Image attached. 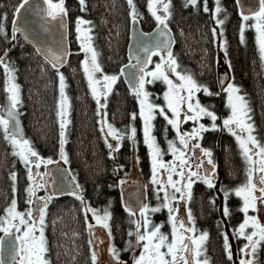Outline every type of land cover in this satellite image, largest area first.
<instances>
[{
	"label": "snow or ice",
	"instance_id": "snow-or-ice-1",
	"mask_svg": "<svg viewBox=\"0 0 264 264\" xmlns=\"http://www.w3.org/2000/svg\"><path fill=\"white\" fill-rule=\"evenodd\" d=\"M126 2L127 15L136 38V47L129 48L126 64L121 63L119 70L111 73L104 70L93 43L92 22L81 16L75 18V40L79 45L75 51L83 53L79 60V70L91 98L95 101L97 123L108 149L106 154L114 161L113 170L119 172L124 168L123 164L115 161L125 139L133 152H138V145L142 142L150 165L149 179L156 202H149L146 191L148 185H144L145 191L137 197L135 203L124 200L122 196L121 202L124 211L128 213L130 226L126 230L127 238L123 240V247H118L113 242L110 200L102 212L92 207L84 196L83 186L77 176L70 168L56 163L59 160L64 165L69 164L66 126L70 124V98L66 92V76L61 71V66L67 63L69 55L74 51L66 42L67 9L64 0H43L42 4L36 6L29 5L28 0H20L14 6L10 32L6 26L7 13L0 15V37L6 42V46L0 49V67L4 71L3 90L6 94V103L0 105V133L10 146V154L24 167L26 184L23 191L27 206L23 210L17 207V171L13 166L9 172L12 196L0 213V264H51L46 217L50 211L49 205L57 203L55 198L63 195L78 201L80 210L84 213V224L89 233L91 264H128L122 257V252L131 253V264H210L205 251V241L209 233L206 229H197L190 207L197 182L209 189L218 188L222 192L223 201L219 206L213 196L208 197L213 207L221 210L224 218L221 224L231 220L229 196L239 198L237 208L242 213V219L232 226L231 231V239L241 241L235 257L229 233L218 225L223 253L228 261L232 264L236 261L239 264H264L261 259L264 253V217L256 214L264 207V139L258 136L256 126L251 120V107L246 94L241 91L242 86L234 82V77L229 78L225 74L217 80L218 90L213 89L209 84L197 80L194 73L180 65L173 51L175 38L169 26L172 15L171 0H146L147 11L155 21L151 32L137 29L143 14L137 10L134 0ZM25 5L32 8L40 32H50L53 22L59 24L61 38L55 47L39 40L30 22L25 21L22 24L19 21L17 13ZM183 6L198 9L201 4L198 0H185ZM236 6L240 10L239 41L241 44L245 43L246 29L254 31L260 68L264 71V0H256L255 5L247 9L241 0H236ZM79 7L81 11H86V0H79ZM202 9L206 13L210 12V19L214 21L210 28L212 43L224 50L225 61L231 69L224 29L227 9L220 0H215L211 9L208 0H202ZM18 33L32 43L34 53L50 65L58 78L56 115L59 132L53 153L56 160L53 155H42L23 131L19 112L23 103L21 85L16 81V68L7 55L8 45L18 40ZM153 56L158 59L153 60ZM121 78L127 84L129 93L134 95L137 110L130 112L128 123L118 128L107 119V104L114 85ZM156 82L164 86L162 91L156 92L147 87ZM198 93L206 97L223 94L225 112L218 113L214 104L211 101H201ZM160 97L162 102H158ZM137 116L141 122L139 138L137 126L133 123ZM158 116L163 118V145L155 134L154 121ZM205 118L207 122H204ZM185 124L188 126L184 127ZM169 131L173 133L171 138L168 136ZM207 131L227 132L234 138L243 161L244 179L241 182L233 186L217 185V163L213 158V150L201 143ZM165 155H169L170 159L165 160ZM134 159L138 163L140 158L136 155ZM124 184L125 179L121 177L116 184L109 187ZM180 209L186 213V217L178 214ZM165 210L170 231L162 230L165 221L156 222L152 219L153 213ZM88 213H91L94 224L90 222ZM96 225L105 231V237L95 235ZM104 240L107 241L105 250L108 259L101 261L99 246ZM72 258L75 259V256Z\"/></svg>",
	"mask_w": 264,
	"mask_h": 264
},
{
	"label": "trees",
	"instance_id": "trees-1",
	"mask_svg": "<svg viewBox=\"0 0 264 264\" xmlns=\"http://www.w3.org/2000/svg\"><path fill=\"white\" fill-rule=\"evenodd\" d=\"M220 2L227 9L224 29L227 56L231 62V69L228 67L229 78L234 77V82L242 86L241 91L246 94L251 107L250 115L256 126V132L263 134L264 71L260 68L253 36L254 31L246 29L245 43L241 44L238 34L240 16L235 0H220ZM19 3L20 0H0V15L7 13L6 26L9 32L14 6ZM134 3L137 10L143 14L139 20L141 29L146 32L150 31L155 26V21L147 11L146 0H134ZM184 3L185 0H171L172 15L169 19V26L175 38L174 54L177 55L180 65L194 73L197 80L218 90L217 49L212 43L210 31L213 21L210 19L209 13L203 11L202 0H198V3L201 4L198 9H193L191 6L184 7ZM64 5L67 9L65 19L68 23V44L74 50L69 55L65 66H61V71L64 72L68 83L66 91L70 98V124L67 128L68 143L66 144V150L69 154V168L83 186L84 196L92 207L102 212L110 200L109 210L112 212L110 223L113 242L120 247L124 240L123 234H126V227L128 226L126 225L128 214L123 212L124 208L121 202L123 185L114 187H109V185L116 184L121 177L128 181L126 174L131 165L129 161L130 150L127 147L128 141L124 140L115 161L123 164L124 168L115 172L113 170L114 161L107 156L108 149L101 137L94 100L91 98L82 72L79 70V60L82 55L75 51L79 46L74 41L73 28L77 16L91 21L93 43L99 53V60L104 70L106 72L118 71L120 64L128 61L126 53L130 24L127 15L128 6L126 0H86V11H81L79 0H64ZM5 46L6 42L3 37H0V49ZM8 46L7 55L16 68V81L21 85L23 103L19 111L24 122L26 136L34 142L42 155H53L59 132L56 115L58 78L50 65L36 55L34 48L24 43L20 36H18L17 41L11 42ZM155 57L153 56V59ZM3 82L4 71L0 67V102L6 95L3 90ZM147 87L156 92L163 90V85L160 82ZM197 95L201 101H211L218 113L225 112L223 94L211 97H206L202 93ZM158 102H162L161 97L158 98ZM133 110H137L134 95L129 93L127 85L121 78L114 85V91L110 95L107 104V118L120 128L128 123L129 113ZM139 121L138 116L133 121L138 129V138L140 137ZM204 122L207 120L205 119ZM154 124L155 134L163 145V118L156 117ZM183 126L187 127L188 125ZM168 127L170 128V126ZM213 133L214 131H207L203 136L210 137L213 141L215 140ZM220 135L222 136L220 153L223 173L221 174L222 179L217 185L229 186L233 183L236 185L242 179V170L236 159L237 146L234 144L231 135L225 133ZM168 136L171 138L173 133L169 131ZM216 140L219 141V137ZM136 154L140 158V167L143 169L148 166L146 151L141 143L138 145ZM11 159L10 146L2 139L0 133V213L3 212L12 196L9 172L13 166L17 171V201L20 204L25 199L23 191L26 184L24 168L17 163L11 166ZM53 159L56 160L54 155ZM96 185L99 187L97 188ZM206 195L208 197L213 196L217 206L223 200V194L218 188L209 189L200 183L199 186H194V197L190 207L193 214L197 216V228L199 230L206 229L209 233L205 243V251L210 263L223 264L222 236L218 230V225L225 226L221 224L222 220L217 218L218 207H213L208 198L203 199V196ZM230 197L231 195L228 203L234 212L232 218L237 212L235 207L237 208L239 202ZM55 199L57 203L49 205L50 211L46 217L48 222L46 236L51 249V264H91L88 231L85 228L84 213L80 210L79 202L68 195ZM54 218L55 223L53 224ZM73 233H78V235L74 236ZM73 256L75 259L72 258ZM261 257L264 260V255Z\"/></svg>",
	"mask_w": 264,
	"mask_h": 264
},
{
	"label": "rangeland",
	"instance_id": "rangeland-1",
	"mask_svg": "<svg viewBox=\"0 0 264 264\" xmlns=\"http://www.w3.org/2000/svg\"><path fill=\"white\" fill-rule=\"evenodd\" d=\"M214 3H215V0H212L211 2H210V0L208 1V6H209V9H211L213 6H214ZM238 9V8H237ZM238 12H239V9H238ZM209 13V15H210V12H208ZM170 19V18H169ZM213 23H214V21H213ZM75 23H74V28H73V33H74V38H75ZM217 39H219V38H217ZM74 41H76V40H74ZM215 45V48L217 49V56H216V67L218 68V71H219V73H228L229 72V70H228V64L226 63V61H225V53H224V50H222V49H220L218 46H217V44H214ZM79 46V45H78ZM81 55L83 56V53H81ZM98 59H99V55H98ZM156 59H158V57L156 56L153 60H156ZM100 61V60H99ZM126 64V63H125ZM149 67H152V65H149ZM109 73H111V72H109ZM83 76V75H82ZM126 85V84H125ZM87 87V86H86ZM164 87V86H163ZM127 88H128V86H127ZM67 92V91H66ZM110 95H111V93H110ZM110 95H109V98H108V100L110 99ZM162 98V97H161ZM56 99H58V91H57V97H56ZM94 103H95V101H94ZM0 104H2V102H0ZM58 110V109H57ZM69 115H70V110H69ZM108 116V115H107ZM108 120H109V118H107ZM109 122H111L110 120H109ZM140 121H139V128H140ZM67 127V126H66ZM68 133V132H67ZM233 138V137H232ZM109 139H111V138H109ZM204 139V138H203ZM234 139V138H233ZM126 140V139H125ZM208 142V140H205L204 141V143H205V145L207 146V147H209V143H207ZM218 142V141H217ZM128 143V142H127ZM231 143V142H230ZM122 144H123V142H122ZM141 144H142V142H141ZM143 145V144H142ZM236 145V144H235ZM219 146H220V144H219ZM128 149L130 150V169L128 170V172H127V177H128V181H125V183L127 184V183H129V182H131L132 183V186L130 187V189L128 188V191H131L133 188H134V186H135V184H141V186H142V192H144L145 191V189H144V185H148V187H147V189H146V191H147V195H148V199H149V202L150 203H155L156 201H155V199L153 198V196H152V187H151V182H150V179H149V177H150V175H151V173H150V165H149V162H148V166H145L143 169L140 167V165H139V162L137 163L136 161H135V159H134V157L137 155L136 154V152H133V150H132V148L129 146V144H128ZM143 147H144V145H143ZM144 149H145V147H144ZM221 147H220V150H218V152L219 151H221ZM145 151H146V149H145ZM237 154L239 155V151H238V149H237ZM164 159L165 160H168V159H170V156L169 155H165V157H164ZM146 160H148L147 159V156H146ZM216 161V163H217V173H216V176L218 175L219 176V173L221 172V174L223 173V167H222V162H221V160H215ZM240 161H241V163H242V166H243V161H242V158L240 157ZM62 162V161H61ZM15 163H17V165H19V166H22L23 167V165L22 164H20L19 163V161H18V159H16L15 157H13L12 156V159H11V166H13V164H15ZM62 164H63V162H62ZM51 166V165H50ZM49 166V167H50ZM66 167H68V164L67 165H65ZM43 167V166H42ZM147 167V168H146ZM24 168V167H23ZM218 171H219V173H218ZM242 179H241V181L244 179V168H242ZM240 176V177H241ZM146 177V178H145ZM124 178V177H123ZM145 178V179H144ZM125 179V178H124ZM240 179V178H239ZM240 181V182H241ZM217 184H218V182H217ZM200 185V182H197V184L196 185H194V186H199ZM234 185V183L233 184H230L229 186H233ZM122 190V189H121ZM216 191V190H215ZM217 192V191H216ZM40 194H42V192L41 193H38V195H40ZM125 195H123V197H124ZM232 196V195H231ZM230 198H232V197H230ZM239 199V198H238ZM222 200V199H221ZM223 201V200H222ZM222 201L220 202V205L222 204ZM27 205L25 204V199H24V201L22 202V203H17V207H18V209H20V210H23L25 207H26ZM235 210H237V212H235V216L233 215V217L231 218V220L230 221H226L223 225L225 226L224 228H225V230L229 233V235H230V243H231V246H232V251H233V254H234V257H235V255H236V251H237V248H238V246L237 245H239L238 243H236L234 240L235 239H231V231H232V229H231V227L233 226V225H235L236 223H237V221H238V218L240 217V215H241V213L238 211V208H236L235 207ZM218 213H217V218H219V220L221 221V220H224V218L222 217V214H221V210L219 209V207H218ZM250 212H251V210H250ZM128 214V213H127ZM178 214H181V215H184L185 217H186V213L185 212H183V210L182 209H180V210H178ZM232 214H234V212H232ZM237 214V215H236ZM258 216H261V217H264V207H262L261 208V210L258 212V213H256ZM194 215V214H193ZM88 216H89V220H90V222H92L93 224H94V221H91V213H88ZM166 217H167V213H166V210L165 211H162V212H156V213H153L152 214V219L154 220V221H156V222H159V221H165V223L162 225V230L163 231H170V229H169V226L167 225V223H166ZM194 217H195V225H196V227H197V224L196 223H198L197 221V216L196 215H194ZM110 222H111V220H110ZM126 225H128L127 227H126V230H127V228L130 226L129 225V222H127V224ZM231 227H230V226ZM198 229V228H197ZM199 230V229H198ZM202 230H205V229H202ZM1 234V233H0ZM95 235L96 236H99V237H101V238H103V237H105L106 236V233H105V231L103 230V229H101L100 228V226L99 225H96L95 226ZM88 238H89V233H88ZM207 240V239H206ZM106 243H107V241L106 240H104V243L103 244H101L99 247H100V253H99V259L101 260V261H105V260H107L108 259V255H107V253H106V250H105V245H106ZM205 243H206V241H205ZM205 246H206V244H205ZM123 247V246H122ZM205 249H206V247H205ZM121 255H122V257L128 262V264H131V253L130 252H122L121 253ZM235 264H239V262L238 261H236L235 262Z\"/></svg>",
	"mask_w": 264,
	"mask_h": 264
},
{
	"label": "water",
	"instance_id": "water-1",
	"mask_svg": "<svg viewBox=\"0 0 264 264\" xmlns=\"http://www.w3.org/2000/svg\"><path fill=\"white\" fill-rule=\"evenodd\" d=\"M43 0H28V4L31 6H36L38 4H42ZM242 5L244 6L245 9H247L248 7L254 6L256 3V0H241ZM240 11V10H239ZM17 18L19 19V21L23 24L25 21L30 22V26L33 27L35 29V33L38 34V39L44 41L47 44H51L53 47L56 46V44L59 43L60 38H61V29L59 28V24L57 22H53L52 27H51V31L48 33H43L39 31V25H38V21L37 18L33 15L32 12V8L29 7L28 5L22 6L21 10L19 13H17ZM137 29L140 30L139 25H137ZM130 36H129V44L127 47V52L129 54V48L132 47L133 49H135L136 47V38L133 35V27H132V23L130 24ZM141 31V30H140ZM152 31V30H151ZM150 31V32H151ZM18 35L20 37H22V39L29 45L33 46L32 43H30L29 41H26L22 35H20L18 33ZM67 42V41H66ZM135 61H133L134 63ZM227 73H220L219 77L224 76ZM228 76V75H227ZM126 84V83H125ZM127 85V84H126ZM4 104L6 103V99L4 100ZM3 104V105H4ZM22 124V122H21ZM23 127V125H22ZM24 130V129H23ZM25 134V133H24ZM63 167V166H61ZM128 184V183H127ZM143 193L142 192V186L141 184H135L134 188L128 192H126L124 200L130 201L132 203H135L137 197ZM2 235V234H1Z\"/></svg>",
	"mask_w": 264,
	"mask_h": 264
},
{
	"label": "bare ground",
	"instance_id": "bare-ground-1",
	"mask_svg": "<svg viewBox=\"0 0 264 264\" xmlns=\"http://www.w3.org/2000/svg\"><path fill=\"white\" fill-rule=\"evenodd\" d=\"M235 3H236V0H235ZM12 22V21H11ZM130 24H131V21H130ZM130 24H129V28H130ZM11 25V24H10ZM138 25H139V28H140V30L141 31H143V32H146V31H144V30H142L141 29V27H140V24L138 23ZM155 27V26H154ZM153 27V28H154ZM153 28H151L150 29V31L153 29ZM129 31V30H128ZM150 31H148V32H150ZM18 35V34H17ZM68 23H67V44H68ZM172 35H173V33H172ZM19 36V35H18ZM129 36H130V31H129ZM254 36V35H253ZM21 39H22V37H20ZM128 40H129V38H128ZM22 41L24 42V43H26L23 39H22ZM27 44V43H26ZM129 44V43H128ZM27 45H29V44H27ZM29 46H31V45H29ZM68 46H69V44H68ZM31 47H33V46H31ZM128 47V46H127ZM127 53V58H128V52H126ZM42 58V57H41ZM43 59V58H42ZM65 66V64L64 65H62V67H64ZM219 74L220 73H218V76H219ZM227 75H229V72L227 73ZM217 80H218V77H217ZM6 99V95L2 98V104H0V105H3L4 104V100ZM20 112V111H19ZM206 119V118H205ZM20 120H21V122H22V125H23V131H24V133H25V126H24V122H23V120H22V118H21V116H20ZM69 125V124H68ZM68 125H67V128H68ZM260 133V132H259ZM258 133V134H259ZM2 134V133H1ZM25 135H26V133H25ZM260 136H261V138H264V133L262 134V133H260L259 134ZM239 156V155H238ZM240 157V156H239ZM56 163L58 164V165H60V166H63V167H65V168H69V164H68V167H66L64 164H62V162L61 161H59V160H56ZM50 167H52V166H50ZM221 181V180H220ZM219 183V182H218ZM132 186V183L131 182H129L128 184H124L123 185V187H122V189H123V191L121 190V193H122V196L123 195H125L126 194V192H127V194H128V192H130V191H128V188L130 189V187ZM205 186V185H204ZM206 187V186H205ZM125 197V196H124ZM124 197H123V199H124ZM232 198H234V199H237V200H239L237 197H235L234 195H232L231 196ZM208 198V196L206 195V196H203V199H207ZM190 203H191V201H190ZM123 212H125L124 210H123ZM125 214H127L126 212H125ZM240 219H242V213H241V215H240V217L238 218V221L240 220ZM237 221V222H238ZM2 234V233H1ZM123 238L124 239H126L127 237H126V234H123ZM236 243H238V244H240L241 243V241L239 240V239H235L234 240ZM123 246V241H122V244L120 245V247H122ZM237 246H239V245H237ZM262 255H264V253H262ZM261 255V256H262ZM261 259H263L262 257H261ZM211 264V263H210ZM223 264H232V262L231 261H228V259H227V257L225 256V254H224V256H223Z\"/></svg>",
	"mask_w": 264,
	"mask_h": 264
},
{
	"label": "flooded vegetation",
	"instance_id": "flooded-vegetation-1",
	"mask_svg": "<svg viewBox=\"0 0 264 264\" xmlns=\"http://www.w3.org/2000/svg\"><path fill=\"white\" fill-rule=\"evenodd\" d=\"M209 132V131H208ZM222 133H225V134H228L227 132H220V131H214V133L212 134V135H214V137H215V140H211L210 139V137H207L206 138V136H203V138L204 139H202L201 140V143H202V145L203 146H206L205 145V143H204V141L205 140H208V142L207 143H209L210 145H209V147H211L212 148V150H213V158H214V160H221V153H220V151L218 152V150H220V146H219V144H220V140H221V135L220 134H222ZM258 134V133H257ZM230 135V134H229ZM258 136L261 138V136L258 134ZM219 137V141L218 140H216L217 138ZM232 137V136H231ZM261 139H263V138H261ZM218 141V142H217ZM234 141V144H236L235 143V140H233ZM207 147V146H206ZM236 155H237V157H236V159H237V164L241 167V170H242V168H243V166H242V163H241V161H240V157L238 156V154H237V152H236ZM218 173H219V171H218ZM222 178H221V172L219 173V176L217 175V182H219L220 180H221ZM204 188V187H203ZM238 202H239V200H237Z\"/></svg>",
	"mask_w": 264,
	"mask_h": 264
}]
</instances>
